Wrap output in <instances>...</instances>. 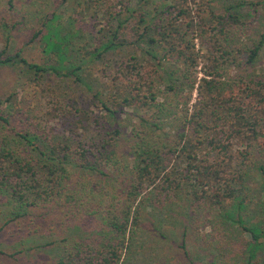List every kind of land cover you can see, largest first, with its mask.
<instances>
[{
    "label": "trees",
    "instance_id": "obj_1",
    "mask_svg": "<svg viewBox=\"0 0 264 264\" xmlns=\"http://www.w3.org/2000/svg\"><path fill=\"white\" fill-rule=\"evenodd\" d=\"M187 3L54 0L53 11L41 4L12 25L3 19L0 68H19L35 82L73 77L91 89L92 101L89 109H54L45 125L22 128L11 121L22 116L14 94L1 103L7 109L0 110V206L8 209L0 232L19 221L55 220L66 208L75 219L98 222L101 244L76 243L58 264H120L147 208L157 218L160 210L193 198L222 208L249 234L244 264H264V77L252 71L264 33L252 48L240 49L247 57L241 65L233 62V75L219 60L210 64L195 43L225 35L217 52L230 55L229 34L246 33L260 3L252 2L254 11H241V4L217 12L210 0L209 18ZM28 19L34 25L25 45H36L43 63L26 57L25 45L12 47V32ZM118 47H130V59L122 60L107 86L93 88L81 74L86 59L99 60ZM124 115L133 117L132 125L119 122ZM254 188L256 200L249 198ZM250 202L258 219L243 216Z\"/></svg>",
    "mask_w": 264,
    "mask_h": 264
},
{
    "label": "rangeland",
    "instance_id": "obj_2",
    "mask_svg": "<svg viewBox=\"0 0 264 264\" xmlns=\"http://www.w3.org/2000/svg\"><path fill=\"white\" fill-rule=\"evenodd\" d=\"M9 1L0 0V51L6 37V32L1 27L4 18L12 25L19 15L35 12L41 4L47 10H54V0H13V9L9 6ZM59 1L56 0V5ZM208 1L210 0H187V7L204 18H209L206 10ZM257 1L260 3L257 7L259 14L251 12L248 17L247 21L251 23L248 34L247 31L244 34H229L230 46L228 47L227 43V49L230 55L222 58V52H217L222 44H226L225 35H218L215 40H212L211 36L204 37V44L197 39L196 51L211 57L210 64L213 60H219L226 73L235 74L238 68L232 65L233 62L241 61V65L247 57V54H240V49L252 48L264 33V0H212V7L217 12H223L230 5L241 4L246 5L241 11H254L252 2ZM27 21V25L18 26L12 32V47H22L28 43L29 31L34 23L31 19ZM206 24L209 25L210 22ZM131 54L130 47H118L99 60L86 59V67L81 74L94 82L93 88L97 85L107 86L117 75L118 65L122 60H129ZM25 55L34 62L44 61L43 54L36 45H25ZM202 63L200 66L203 67ZM252 71L264 77V47ZM202 75L201 72L200 76ZM12 94V102L16 104L14 109H20L22 116L12 117L11 121L19 128L28 122L37 127L38 123L45 125L49 112L54 109H66V113H73V109H89L92 101L91 89L76 83L73 77L58 79L48 76L35 82L33 77L30 78L27 72L19 68H0L1 111L7 109L6 104L1 103ZM132 118L124 115L119 122L124 127L130 126ZM58 123L59 130H64V126ZM0 126L2 127L1 123ZM209 191L213 193L212 189ZM258 196V188H254L249 198L256 200ZM192 201L193 198H189L160 210L161 217L157 218L149 214L151 210L147 208L142 225L131 239L129 248L124 251L120 264H244L242 252L244 245L250 240L249 234L243 232L238 224L227 219L222 208L212 206L209 201L203 204ZM254 206L250 202L249 208L243 212L244 218L256 215L258 219L259 215ZM7 209L0 206V225L7 220ZM66 212V208L57 211L58 217L54 218L55 220H52V217H41L34 222L27 220L7 225L0 232V264H58L66 261L67 253L75 251L72 245L76 243H82L84 247L87 243L100 246L101 242L95 235L100 230L98 222L93 217L75 219L73 214L66 215ZM256 218L253 221H256ZM51 242L56 244L46 246ZM184 243L185 249L181 248Z\"/></svg>",
    "mask_w": 264,
    "mask_h": 264
}]
</instances>
